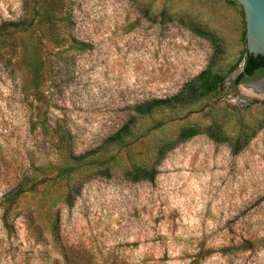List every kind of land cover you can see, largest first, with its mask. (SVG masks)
I'll return each instance as SVG.
<instances>
[{
	"label": "rangeland",
	"instance_id": "obj_1",
	"mask_svg": "<svg viewBox=\"0 0 264 264\" xmlns=\"http://www.w3.org/2000/svg\"><path fill=\"white\" fill-rule=\"evenodd\" d=\"M24 11L0 30V264H264V90L232 84L241 9L0 0V25ZM204 70L220 83L189 101Z\"/></svg>",
	"mask_w": 264,
	"mask_h": 264
},
{
	"label": "trees",
	"instance_id": "obj_2",
	"mask_svg": "<svg viewBox=\"0 0 264 264\" xmlns=\"http://www.w3.org/2000/svg\"><path fill=\"white\" fill-rule=\"evenodd\" d=\"M26 12L24 11L23 17L15 22H4L3 24L0 25V30L6 31L8 28H19L24 26L26 23ZM20 29V28H19ZM24 31V30H23ZM199 34L203 35V32L200 30H196ZM13 33L11 32H5L4 36L10 37L12 36ZM6 38V39H8ZM12 45V43H10ZM243 75H246L248 79L255 80L259 76L264 77V57L257 56L253 58L250 55H247L245 53L244 59H243V65L241 68V71L236 75L234 78L232 84L238 85L239 81L244 80L242 77ZM198 82V87L195 90H190L191 93L188 94V99L189 101H194L200 96L204 94L211 93L215 87L220 83V78L218 76H212L208 70L202 71L198 77L196 78ZM177 103H179V98L175 97L173 99H164V100H153L150 102H146L143 105H141L138 108H135L134 112L138 114L139 116H145L153 112L154 110H157L162 107H174ZM122 130L127 131V126L124 125L122 127ZM195 131L192 129H186L182 131L179 134V140H185L187 138L193 137L195 135ZM118 137V133L115 134L114 138ZM74 169L71 166H65L60 169V171L56 174L58 177L59 176H68L72 173ZM33 189V186H30L27 189H24L23 186H18L11 190V194L13 198L22 195L25 192L31 191ZM70 198L69 196L65 197L64 204L68 205L70 204Z\"/></svg>",
	"mask_w": 264,
	"mask_h": 264
},
{
	"label": "water",
	"instance_id": "obj_3",
	"mask_svg": "<svg viewBox=\"0 0 264 264\" xmlns=\"http://www.w3.org/2000/svg\"><path fill=\"white\" fill-rule=\"evenodd\" d=\"M238 6L244 20V48L253 58L264 57V0H229ZM257 92L264 90V80L245 83Z\"/></svg>",
	"mask_w": 264,
	"mask_h": 264
},
{
	"label": "flooded vegetation",
	"instance_id": "obj_4",
	"mask_svg": "<svg viewBox=\"0 0 264 264\" xmlns=\"http://www.w3.org/2000/svg\"><path fill=\"white\" fill-rule=\"evenodd\" d=\"M244 80H241L239 81V84H244V83H248V82H256V81H259V80H264V77L262 76H259L257 79L255 80H251V79H248L246 75H243L242 77Z\"/></svg>",
	"mask_w": 264,
	"mask_h": 264
}]
</instances>
